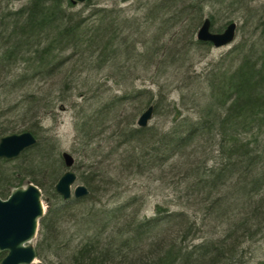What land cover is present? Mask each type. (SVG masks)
<instances>
[{"label": "rangeland", "instance_id": "374dc122", "mask_svg": "<svg viewBox=\"0 0 264 264\" xmlns=\"http://www.w3.org/2000/svg\"><path fill=\"white\" fill-rule=\"evenodd\" d=\"M26 1L0 0V29L4 27L6 21V26L9 24V18L5 15L7 11L19 8ZM158 1L161 0H91L87 5L77 3L71 7V10L79 11L84 17H87L94 7L104 5L110 9L115 7L113 16L118 19L122 15L129 17L135 15L137 19H144V23H139L140 36L135 37L132 42L136 43L137 50L152 52L151 57L144 61H135L134 54L129 55L130 58L122 55L113 62L102 60L103 64L99 67L95 59L98 52L95 53L96 55H91L90 52L85 51L87 53L79 60V49L73 52L67 50L64 54H69L68 62H62L54 74L43 78H32L31 81L24 82L13 94L7 90L5 93L0 90V107L3 104L6 107L15 105L17 94L23 91L38 96L49 93L48 99H52L54 103L53 109L50 107L52 103L47 105L48 108L44 106L43 100L42 105L28 108L24 115H21V112L19 115L15 112H5L0 116V123L9 124L14 122L29 124L36 119L39 124L40 140L38 149L30 147L15 161L2 163L1 169H6L11 174L15 170L34 169L36 166L34 162L42 155L40 152H43L47 154L50 166L39 173L36 172L37 178L44 180V176L54 170L59 177L68 169L61 157L62 152L66 151L74 159L70 169L77 175L72 187L83 184L87 189L91 188L96 205L109 206L117 199L119 202L129 199L128 203L131 204L126 211L129 217L134 219L151 217L154 215L155 205H160L165 215L159 226L160 233L154 240L138 242L132 251L124 250L128 257L117 256L112 264H130V260H140L144 253H150L154 245L166 246L161 252L169 249L171 247L169 245L180 246L184 248L182 251H189L191 246L204 242L210 243V247L215 245L224 250L222 260L219 261L218 257V262L213 264H262L264 262V197L261 198V194L255 195V201L259 200L262 207L259 211L261 214L255 218L247 213V209L244 210L246 207L244 199L238 202L237 199L228 198L224 190L221 191L223 188L213 192L199 190L201 187L198 184L199 180L189 174L191 168L199 161L215 154L210 150L214 147L207 144L202 136L195 139L196 143H200L197 147L188 146L184 148V153L181 149L171 157H143L144 160L142 158L140 161L137 160L138 145L135 142L118 144L117 148L114 144L117 133L122 131V127L128 121L134 122L133 126H137L138 116L148 105L157 104V113H154V110L148 121V125L153 126L152 130H157L154 131L155 134L165 132L174 122L175 116L187 115L196 118L202 113L210 94L209 88L204 83L207 70L217 63L240 37H249L253 33L254 19L249 20L245 25L242 15L244 9L264 6V0H226L222 7L216 8L213 12L215 20L212 31H222L228 22L234 21L235 39L225 46L209 45L199 49L194 48L189 40V32L194 30L193 28L188 32L186 26L179 31L182 24L189 23V13L184 15L180 23L181 17L178 19V25H173V20L169 19L167 22L164 20L174 9L193 0H176V5L170 6L169 10L168 8L155 10L159 6ZM227 3L232 8L225 7ZM149 8L148 18L146 14ZM151 12L154 15L150 17ZM204 12V17H208V10L205 9ZM120 30L121 35L123 32L128 33L123 27ZM255 31L258 32L257 29ZM144 43L147 45L144 46ZM19 66L13 68L14 73L29 67L28 64ZM223 66L228 67L226 64ZM3 78L4 75L0 77V84L3 83ZM63 82L66 84V89L62 86ZM142 87L148 92L134 93L130 102H125L119 109L110 110L107 116L103 114L101 118L96 119L97 121L85 123L80 130H76L79 116L96 118L90 115L94 114L98 103L105 101L111 94ZM60 89L64 90L63 94L59 93ZM61 95L63 100L58 101ZM81 109L83 112L80 111ZM213 161L214 159L208 160L205 166H209ZM78 175L89 176L92 179L91 184L86 185ZM29 180L25 178L21 185L32 182ZM43 204L45 210L44 201ZM68 226L69 223L64 221L59 225L60 232L51 233L49 238V241L60 249L57 252L58 256L48 251L45 261L36 258L34 264H50V261L52 264L68 263L67 257L73 247L80 243L75 235L68 241L72 235V230L68 229ZM117 228L114 231H117ZM37 235L36 233L31 241L34 246L37 244ZM229 247L231 256L228 252ZM209 256L210 253L206 258L208 259Z\"/></svg>", "mask_w": 264, "mask_h": 264}, {"label": "trees", "instance_id": "16d2710c", "mask_svg": "<svg viewBox=\"0 0 264 264\" xmlns=\"http://www.w3.org/2000/svg\"><path fill=\"white\" fill-rule=\"evenodd\" d=\"M90 2L91 0H85L83 3L87 5ZM225 2L226 0L189 1L174 9L164 20L166 22L169 19L173 20V25H178L184 19V15L189 13V23L182 24L179 31L186 26L188 32L193 28L194 30L189 32L192 46L196 49L207 47L211 44L197 40L194 33L204 18L205 9L208 10L207 16L212 30L215 20L213 12ZM158 4L155 10L167 8L169 10L170 6L176 5V0H161ZM73 6L71 0H27L19 8L7 11L5 15L9 18V24L6 26V21L4 27L0 29V77L4 75L3 83L0 84L1 92L5 93L7 90L13 94L24 82L31 81L32 78H43L54 74L62 62H68L70 56L64 54L67 50L73 52L79 49V60L87 53L85 51L90 52L91 55L98 52L95 59L99 67L103 64L102 60L113 62L122 55L127 58L134 54L135 61H144L151 57L152 52L137 50L136 43L132 42L135 37L140 36L139 23H144V19H137L135 15L130 17L122 15L118 19L113 16L115 7L110 9L104 5L94 7L89 15L84 17L79 11L71 10ZM225 7L232 8L229 3ZM149 13L150 8L146 14L148 18ZM152 15L153 12L150 17ZM142 16L144 18V12ZM242 17L245 25L249 20L254 19L252 22L255 29L249 37H240L225 55L207 70L204 83L209 88L210 94L203 112L196 118L187 115L175 116L169 128L159 134H155L154 131L157 130H152L151 125L133 126L134 122L128 121L122 127V131L117 133L114 147L117 148L118 144L135 142L138 145L137 160L140 161L143 157H171L181 149L184 153V148L188 146L197 147L200 143H196L195 139L202 136L207 144L214 147L210 150L215 154L199 161L191 168L189 174L199 180L198 184L201 186L199 190L213 192L223 188L221 191L224 190L228 198L237 199L238 202L244 199L246 204L244 210L247 209L251 217L257 218L261 214L259 211L262 207L259 200L255 201V195L261 194V198L264 197V6L244 9ZM122 27L128 30V33L123 32L121 35ZM256 29L258 32L255 31ZM146 45L144 43V46ZM21 64H28L29 67L14 73L13 68ZM223 64L228 67H224ZM9 73L14 76H10ZM62 86L66 89L64 82ZM144 91L148 92L142 87L111 94L105 101L98 103L94 114L90 115L96 118L79 116L76 130H80L85 123L101 118L103 114L107 116L110 110L119 109L125 102L133 100L134 93L142 94ZM63 92V89L59 90L60 94ZM48 98L49 93L38 96L23 91L17 94L15 105L6 107L3 104L0 107V116L5 112H15L17 115L21 112V115H24L28 108L42 105L43 100L44 106L48 107L52 103V99ZM62 100L63 95L59 96L58 101ZM53 106L54 103L50 105L51 109ZM156 107L157 104L153 106L154 113H157ZM80 111L83 112V109ZM38 128L36 119L29 124L0 123V135L29 129L37 138L32 147L38 149L40 141ZM28 150L29 148L20 156ZM40 153L42 155L34 162L36 165L34 169L15 170L11 174L0 166L1 198H6L13 187L23 184L25 178H29V181L38 185L42 191L46 209L39 219L38 240L35 246L36 258L40 261H45L48 251L57 255L60 249L49 241V238L51 233L60 232L59 225L64 221L69 223L68 229L72 230L68 241L74 235L80 240L67 257V264H112L117 256L128 257L124 250L132 251L138 242L154 240L160 233L159 226L165 216L160 205H155V212L151 217L134 219L130 218L126 211L131 204L128 203L129 199H123V202L117 199L112 205L99 206L96 205L91 188H88L89 192L85 196L63 200L54 189L58 178L55 170L45 173L44 180L37 178V173L50 166L47 154ZM210 159H214L213 163L205 166ZM15 160L0 158V165ZM78 178L86 185L91 184L92 179L87 175H78ZM224 199L226 201V197ZM246 221L247 219L244 223ZM116 227H118L117 231H114ZM169 246H171L169 249L161 252L166 246L154 245L149 254L144 253L143 258L137 261L130 260V264H206L208 262L213 264L222 260L224 252L222 247L215 245L210 247L208 242L193 245L189 251H182L184 248L180 246ZM228 252L231 256L230 247ZM208 253H210L209 260L206 258ZM4 255L5 252H0V259Z\"/></svg>", "mask_w": 264, "mask_h": 264}, {"label": "water", "instance_id": "95a60500", "mask_svg": "<svg viewBox=\"0 0 264 264\" xmlns=\"http://www.w3.org/2000/svg\"><path fill=\"white\" fill-rule=\"evenodd\" d=\"M85 0H71L72 3H83ZM236 23H228L220 32L210 29V20L206 17L197 29L196 39L220 47L234 40ZM153 115V106L148 105L136 120L139 127H146ZM37 141L35 135L25 129L20 132L0 135V158L12 160L24 150L32 147ZM66 169L54 184L55 191L64 200L82 197L88 194L83 184H76L77 175L70 168L74 159L70 153L61 154ZM44 213L42 191L34 183L14 187L6 198L0 197V251H6L0 264H31L36 258V250L31 243L38 229L39 218ZM264 264V262L262 263Z\"/></svg>", "mask_w": 264, "mask_h": 264}]
</instances>
